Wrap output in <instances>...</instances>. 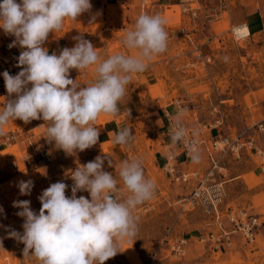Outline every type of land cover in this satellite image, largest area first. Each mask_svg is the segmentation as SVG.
Returning a JSON list of instances; mask_svg holds the SVG:
<instances>
[{"label": "rangeland", "instance_id": "1", "mask_svg": "<svg viewBox=\"0 0 264 264\" xmlns=\"http://www.w3.org/2000/svg\"><path fill=\"white\" fill-rule=\"evenodd\" d=\"M139 4L134 2L131 6L135 21L141 14H149L146 9L150 1L143 0L141 8L137 7ZM159 15L166 21L169 39L167 51L154 57L144 71L149 74L151 85L142 84V74H133L127 91L137 92L141 98L136 109L129 116L101 115L96 122L98 126L117 121V131L129 127L134 137L128 146L113 144L112 136L117 131H112L108 142H97L90 149L68 155L44 138L43 120L27 124L10 120L4 127V134L0 135V181L4 179L0 185V264H38L24 259L25 245L10 238L12 231L23 234L24 223L16 214L21 209L14 208L13 202L28 200L31 209L38 213V197L57 182L68 185L65 195L71 197L70 172L97 156L104 159L103 170L117 178L123 160L142 158L144 174L156 186L153 197L134 212L137 235L122 242L120 252L105 264H264V135L256 130V124L264 119V0H183L182 6L164 8ZM89 22L100 37L102 11L92 12ZM241 25L248 28V36L237 35L239 29L234 28ZM122 34L118 31V36ZM7 36L0 30V38ZM78 36L81 35L72 33L67 40L76 44L74 37ZM48 38L65 39L61 31L50 33ZM2 45L0 42V55ZM93 47L112 54L124 52L121 43L103 46L99 42ZM17 50L23 49L13 47L12 55L0 57V87L5 85L3 73L8 66L15 62L9 74L17 69ZM69 78L84 86L93 79L92 70L80 76L77 70H70ZM14 98L0 94V110L5 101ZM167 105L183 113L180 120L197 137L202 132L207 141L223 134L240 137L242 143L253 141L255 151H242L239 160L229 157L225 162L227 157H223L227 169L220 170L222 175L216 180L224 182L223 206L243 209L258 219L261 228L254 243H245L235 235L231 245L224 247L221 241L216 242L218 229L211 220L201 210L184 206L183 198L196 183L174 184L162 169L163 155L173 148L166 147L171 141L164 134L163 110ZM10 133L14 139L3 141L2 137ZM195 154L199 162L191 166L202 177L209 168L207 153L201 147ZM109 160L113 167H109ZM28 180L33 181L31 194L20 195L18 183ZM80 196L90 200L86 191L77 192V198ZM207 235L214 240L199 241ZM180 240L187 243L184 253L177 255L173 248Z\"/></svg>", "mask_w": 264, "mask_h": 264}, {"label": "clouds", "instance_id": "2", "mask_svg": "<svg viewBox=\"0 0 264 264\" xmlns=\"http://www.w3.org/2000/svg\"><path fill=\"white\" fill-rule=\"evenodd\" d=\"M91 8L90 0L0 2V29L15 37L9 48L24 49L15 65L22 70L15 76L3 73L6 92L15 98L5 101L0 110V135L10 120L27 124L42 119L46 125L44 138L54 142L57 149L73 155L92 148L100 135L98 118L119 115L118 105L133 74L146 71L154 57L167 51L165 19L159 14H141L121 38L124 52L102 58L90 41L78 36L71 49L49 55L44 47L49 34L60 32L65 20L75 21ZM89 69L93 79L84 86L69 78L70 70H77L80 76ZM182 115L174 118L170 135L173 144L185 136ZM133 137L130 128L124 127L112 140L115 145L128 146ZM191 159L198 163V154ZM108 163L113 167L111 160ZM103 165L104 159L97 156L70 172L71 197L65 195L66 183L51 184L38 197V213L28 200L13 202L14 208L21 209L16 214L24 223L23 234L12 231L10 238L25 245L24 259L38 264H105L120 252L122 242L137 235L134 212L153 197L155 183L145 176L142 158L123 160L118 178L105 172ZM32 187L31 180L18 183L23 196L30 195ZM82 191L90 194V200L77 198V192Z\"/></svg>", "mask_w": 264, "mask_h": 264}, {"label": "built area", "instance_id": "3", "mask_svg": "<svg viewBox=\"0 0 264 264\" xmlns=\"http://www.w3.org/2000/svg\"><path fill=\"white\" fill-rule=\"evenodd\" d=\"M12 54V51L8 49L2 56L5 55L8 57ZM174 123L175 121L167 119L166 126L164 127V134L167 139H170ZM181 125L185 129V136L182 141L177 144H172L173 148L169 149L167 154L164 155L165 160L162 169L169 181L174 184L187 185L192 182L196 183L190 194L183 198L184 206L190 210H201L207 218L211 220L218 229L216 242L221 241L224 247H229L231 245V240L235 235L239 236L245 243H254L261 228L258 219L255 216H251L243 209L223 206L226 196L223 187L224 182L216 180L218 175H222L220 170L224 169L221 165L222 158L224 156H229L235 161L239 160L242 151H246V149L255 151L253 141L242 143L240 137L231 138L225 134L207 141L203 138L202 132H200V136L197 137L193 130L186 127L184 122L181 121ZM256 130L264 135V119L256 124ZM2 139L3 141L12 140L14 139V135L10 133L2 137ZM168 146L170 145L166 147ZM175 147L178 149V152H175ZM201 147H204L207 153V161L209 162L208 172L202 177H200L197 172L184 173L179 168L177 159L181 155L185 157L191 156L197 153L198 149ZM42 154L43 153H41V155ZM45 156L49 161L47 152H45ZM261 166L262 169H264V162ZM213 240L214 237L212 235L199 238L201 242ZM186 243V240L176 242L173 248L174 252L177 255H182Z\"/></svg>", "mask_w": 264, "mask_h": 264}, {"label": "crops", "instance_id": "4", "mask_svg": "<svg viewBox=\"0 0 264 264\" xmlns=\"http://www.w3.org/2000/svg\"><path fill=\"white\" fill-rule=\"evenodd\" d=\"M143 0H90V3L92 5V8L90 12H86L82 14L80 17L77 18V20H65L64 22V27L61 30L62 35L65 37V39L62 40H53L49 39L46 41L44 47L47 49L49 55L53 53L60 52V49L64 48H69L71 49L72 47L75 46V44L72 41H68L67 37L71 35L72 33H79L83 39H86L94 45L95 43H102L103 46L107 45H112L114 43H120L121 38L124 36L125 32L132 29L134 24H135V19L133 17L134 10L131 8L133 6L134 2H139L138 8H141V2ZM150 4L146 9V12L149 13L150 15L154 13H161L164 8L167 7H172V6H182L183 0H149ZM2 2V0H0ZM19 3L20 0H17ZM102 11V19L104 22V25L101 29V36L98 37L96 36V30L94 28L93 23H88L89 18H91V14L94 11ZM139 11V9H138ZM111 12H114L112 15ZM115 14H117V18H115ZM85 20L84 22H82ZM242 27H246L245 25H241L238 27H235L234 30L240 29ZM248 30V28L246 27ZM2 30V29H0ZM118 31L123 32L121 36H118ZM249 35V30L247 33V36ZM15 37L13 36H7V37H2L0 38V42L3 44L1 48V55L5 53L8 49L12 51V48H9V45L14 41ZM4 49V50H3ZM121 49L125 51V49ZM24 50V49H23ZM22 50V51H23ZM101 55L102 58H106L109 55H112V53L108 52L106 49H102L98 51ZM21 51L17 50L15 51V54H18L17 58L19 57ZM2 57H6L5 55ZM15 62H12L8 68L7 72H10L11 66ZM21 68L14 69L11 71L12 73L10 75L14 76L21 71ZM2 69L0 68V73ZM143 75V83H147L148 85H151L148 83L149 79L148 76L149 74H146L145 72L138 73V75ZM6 88L5 85H2L0 87V94H6ZM138 100H141V98L138 96L137 92H126V95L124 97V100H122L118 107L120 108V114L117 116H114L115 118L117 117H122L125 113L133 111L136 109L137 105L136 103ZM127 110V111H126ZM179 114V112L175 109V107H170V105H167L165 109L163 110V119H164V124L163 126H166L167 119H171L172 121H175V117ZM42 119L35 120V121H41ZM187 126V125H186ZM102 131H100V135L98 138V143H106L109 141V136L112 131H117V121H111L107 124L104 125H98L97 126ZM193 130V129H191ZM211 137V135H210ZM172 142H168L167 145H172ZM175 146V145H174ZM175 152H178V149L175 147L174 148ZM164 156V155H163ZM192 156V155H191ZM191 156L185 157L184 155H181L177 161L179 162V168L184 172V173H191V172H196L195 168L191 166L192 159ZM227 157L225 159V162L228 161L227 159H230L229 156H224ZM232 159V158H231ZM165 160V159H164ZM224 162V163H225ZM222 168L227 169L225 164H223V158H222ZM230 169V168H228ZM7 170V168H6ZM8 179V178H7ZM1 180L0 185L3 183ZM189 188V187H188Z\"/></svg>", "mask_w": 264, "mask_h": 264}, {"label": "bare ground", "instance_id": "5", "mask_svg": "<svg viewBox=\"0 0 264 264\" xmlns=\"http://www.w3.org/2000/svg\"><path fill=\"white\" fill-rule=\"evenodd\" d=\"M247 33H248V30L246 29V27H243V28H241V29H239L238 30V33H237V35H239V36H241V37H246L247 36ZM240 37V38H241ZM100 118V117H99ZM103 118V117H102ZM109 119V118H108ZM102 121H104V120H100L99 119V122H102ZM98 123V122H97ZM129 256V255H128Z\"/></svg>", "mask_w": 264, "mask_h": 264}]
</instances>
